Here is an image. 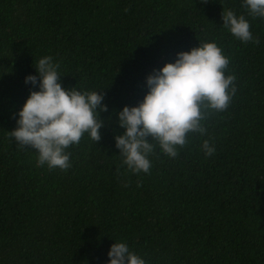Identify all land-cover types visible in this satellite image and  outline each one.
<instances>
[{
	"label": "trees",
	"instance_id": "obj_1",
	"mask_svg": "<svg viewBox=\"0 0 264 264\" xmlns=\"http://www.w3.org/2000/svg\"><path fill=\"white\" fill-rule=\"evenodd\" d=\"M224 9L255 42L222 26ZM210 40L236 77L231 103L177 157L156 148L149 172L132 173L115 111L142 99L154 68ZM43 55L59 61L62 87L101 88L108 108L100 140L70 145L66 170L37 165L8 134ZM117 239L147 264H264V18L241 0H0V264H106Z\"/></svg>",
	"mask_w": 264,
	"mask_h": 264
},
{
	"label": "clouds",
	"instance_id": "obj_2",
	"mask_svg": "<svg viewBox=\"0 0 264 264\" xmlns=\"http://www.w3.org/2000/svg\"><path fill=\"white\" fill-rule=\"evenodd\" d=\"M249 16L264 18V0H241ZM222 26L242 43L256 38L242 14L231 9L221 11ZM229 58L215 40L199 41L188 50L175 53V59L153 69L144 78L146 92L135 105H122L115 111V123L122 129L114 134V146L122 163L132 173H148L149 159L158 148L175 158L188 141L189 133L204 135V121L210 111L222 112L236 93L235 75L228 72ZM35 74L24 77L29 90L15 113V127L9 138L22 149H35L36 164L49 170L71 167L70 145L87 136L100 140L104 121L99 113L108 111L103 91L64 88L60 82V63L51 55L39 57ZM205 156L215 151L208 139L201 142ZM32 152V151H31ZM106 264H147L122 239L113 240Z\"/></svg>",
	"mask_w": 264,
	"mask_h": 264
}]
</instances>
